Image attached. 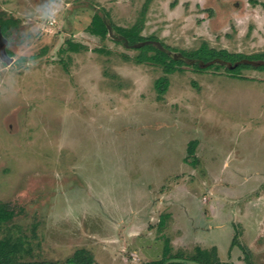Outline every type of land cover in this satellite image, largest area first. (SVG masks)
<instances>
[{
	"label": "rangeland",
	"instance_id": "obj_1",
	"mask_svg": "<svg viewBox=\"0 0 264 264\" xmlns=\"http://www.w3.org/2000/svg\"><path fill=\"white\" fill-rule=\"evenodd\" d=\"M94 13L104 39L86 31ZM0 18V203L15 212L0 238L57 264L79 248L145 264L164 238L233 264L240 244L264 264V69L184 66L160 95L161 67L136 63L114 29L136 23L177 56L202 42L252 54L264 0H0Z\"/></svg>",
	"mask_w": 264,
	"mask_h": 264
},
{
	"label": "trees",
	"instance_id": "obj_2",
	"mask_svg": "<svg viewBox=\"0 0 264 264\" xmlns=\"http://www.w3.org/2000/svg\"><path fill=\"white\" fill-rule=\"evenodd\" d=\"M174 5V2L171 4ZM6 21L0 18V32L4 31ZM112 27V26H111ZM120 37V41L131 48L138 50L133 57L136 63H150L158 65L163 70V76L155 80L154 86L158 94H163L169 84L166 74L181 71L184 66L191 65L194 69L202 71L213 68L218 70L222 67L234 77L242 78L239 74L242 69H264V51L246 54L242 52H230L224 48L216 49L202 42L196 49H180L179 56L172 54L173 48L159 41L154 36H144L140 27L134 23L130 27L114 26ZM86 31L91 35L104 39L110 32V26L99 13H94ZM67 50L78 51L84 45L67 41ZM196 140L187 143V153L194 154ZM195 160L192 161V163ZM15 215L12 208L6 203H0V226L10 221ZM166 214L161 215L158 226L164 225ZM21 237L6 235L0 238V264H57L50 261L24 260L21 252L24 251ZM235 235L230 242V247L235 245ZM243 252V264H252L251 253L245 246L238 244ZM66 264H94L93 258L84 249L79 248L68 258ZM145 264H233L231 261H223L218 257L216 246L203 248L195 246L192 253L178 250L171 253V245L168 238H164L161 256L157 259L148 260Z\"/></svg>",
	"mask_w": 264,
	"mask_h": 264
},
{
	"label": "water",
	"instance_id": "obj_3",
	"mask_svg": "<svg viewBox=\"0 0 264 264\" xmlns=\"http://www.w3.org/2000/svg\"><path fill=\"white\" fill-rule=\"evenodd\" d=\"M61 264H66V263H61Z\"/></svg>",
	"mask_w": 264,
	"mask_h": 264
}]
</instances>
